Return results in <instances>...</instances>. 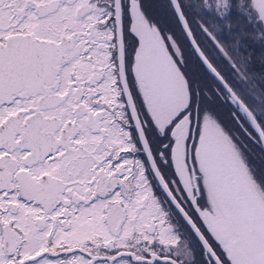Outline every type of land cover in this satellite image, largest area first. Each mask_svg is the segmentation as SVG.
Returning a JSON list of instances; mask_svg holds the SVG:
<instances>
[{"label":"snow or ice","instance_id":"6c2138e0","mask_svg":"<svg viewBox=\"0 0 264 264\" xmlns=\"http://www.w3.org/2000/svg\"><path fill=\"white\" fill-rule=\"evenodd\" d=\"M0 264H264V0H0Z\"/></svg>","mask_w":264,"mask_h":264}]
</instances>
